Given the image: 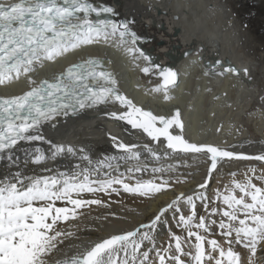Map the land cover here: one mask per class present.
Wrapping results in <instances>:
<instances>
[{
	"label": "bare ground",
	"instance_id": "6f19581e",
	"mask_svg": "<svg viewBox=\"0 0 264 264\" xmlns=\"http://www.w3.org/2000/svg\"><path fill=\"white\" fill-rule=\"evenodd\" d=\"M6 1L0 0V3ZM100 1L108 2L115 8V21H130L132 30L144 37L137 46L146 55L153 57L155 63L178 73V83L169 89L172 99L166 101L162 92L151 91L161 83V78L155 73L140 71V68L147 66L146 61L140 59L134 63L123 48L103 41L83 46L55 62H46L43 68H37L34 73L38 82L51 80L54 74L64 71L73 63L89 58L98 59L101 64L97 70L111 72L120 92L137 106L164 116L172 115L178 108L184 123L183 135L189 142L212 144L248 156L264 154V43L258 42L262 36L258 35L257 21L264 20V0ZM217 61L220 63L217 64ZM230 67L237 69V73L219 74ZM244 69L248 70L247 76ZM29 87L22 76L18 81L0 85V96H18ZM125 110L119 102H109L74 115H60L40 127L43 141H19L12 149L11 161L7 152L0 153V179L11 177L16 172L25 177L53 176L61 172L72 175L74 172L82 173L87 168L93 180L105 179V173H108L133 184L137 180L160 183L163 179L169 182L168 188L151 196H140L121 189L119 194L115 192L106 196L103 205H90L78 210L80 215L77 219L59 224L60 229L71 231L74 235L61 238L63 243L58 244L57 250L52 253L50 264L82 255L95 243L111 235L149 224L160 209L167 208L181 194L185 198L193 197L197 211L194 223H198L200 216L220 221V214L208 217L205 209V203L210 210L216 200L218 208L226 207L222 199H217L218 190L212 187V183L220 178L225 189L219 192L226 195L233 179L243 182L246 174L251 173L250 168L260 167V173H264V161L223 158L209 176L211 161L207 155L174 153L166 149V141L162 137L159 141H152L142 130L133 129L126 122L116 121L107 115ZM222 111L227 113L226 119L222 118L224 120L219 118ZM197 114H205L206 119L200 117L197 120ZM178 132V129L174 130V134ZM111 136L126 144L138 145L135 151L140 154L139 160L127 159V154L114 146ZM53 144L65 148L55 158L52 157L55 151ZM144 145L156 151L160 159L152 157ZM69 146L73 153L67 152ZM36 148H40L47 157L41 164L32 162ZM84 155L89 157L91 163L82 159ZM109 164L111 167L107 166ZM169 165L172 166L171 170L153 172L154 168L168 169ZM137 167L142 170L135 171ZM206 178L207 186L199 188ZM261 182L264 187V181ZM199 194H203L207 200L197 198ZM82 196L85 200L89 197L101 199L96 193H84ZM190 208L182 198L161 215L151 231L154 244L149 241L142 244L143 250L152 249L150 261L158 264L155 250L159 246L168 247L171 240L168 233L187 237V231L177 225V220L179 214H190ZM143 231L148 229H141ZM207 234L210 239H223L218 223L211 225ZM194 240L192 237L191 242L194 243ZM185 242L190 246L187 240ZM233 249L240 254L242 264H250L249 249L235 243ZM123 255L120 253V257ZM183 259L190 264L189 257ZM252 261L254 264H264V242L258 245Z\"/></svg>",
	"mask_w": 264,
	"mask_h": 264
},
{
	"label": "snow or ice",
	"instance_id": "6c2138e0",
	"mask_svg": "<svg viewBox=\"0 0 264 264\" xmlns=\"http://www.w3.org/2000/svg\"><path fill=\"white\" fill-rule=\"evenodd\" d=\"M102 12L115 15L113 8H97L89 0H18L0 3V85L18 81L23 76L30 86L18 96H0V153L7 152L11 161L12 149L19 141H43L40 127L61 114L67 116L84 108L119 102L126 110L107 113L110 118L142 130L152 141H159L162 137L166 141V149L174 153L207 155L211 161L209 176L223 158L264 161V154L248 156L212 144L189 142L183 135L184 123L178 108L172 115L164 116L137 106L120 92L111 72L97 70L101 64L98 59L89 58L73 63L64 71L54 74L51 80L38 82L34 73L37 68H43L46 62H55L83 46L103 41L123 48L134 63L140 59L146 61L147 66L140 68V71L155 73L161 78V83L151 91L162 92L166 101L172 99L169 89L178 83V73L155 63L153 57L137 46L141 37L132 30L130 21L91 19L93 14L99 17ZM225 72L236 74L237 69L230 67L219 74ZM244 74L248 75L247 69H244ZM176 129L179 132L174 134ZM111 139L116 148L127 154V159L139 160L140 154L135 151L138 145L118 141L116 136H111ZM52 147L55 149L53 158L65 151L63 145L53 144ZM143 147L152 157L160 159L151 147ZM73 151L71 146L67 148L68 153ZM46 159L41 149L36 148L32 162L41 164ZM82 159L91 163L87 155ZM107 166L111 167L110 164ZM171 168V165L168 169L154 168L153 172ZM141 170L139 167L135 169ZM249 172L255 173V169L250 168ZM91 175L89 169L85 168L82 173L74 172L72 175L61 172L53 176L25 177L16 172L11 177L0 179V264H50L52 253L57 250L58 244L63 243L61 238L74 235L71 231L60 229L59 224L77 219L80 215L78 210L84 207L103 205L100 199L80 198L84 193L108 194L111 191L119 194L114 185H120L125 192L151 196L170 186L163 179L160 183L137 180L132 185L125 183L120 176H110L108 173H105V179L93 180ZM256 179L264 181V175ZM207 184L206 178L198 187L202 189ZM232 185L226 195L217 191V199H222L226 207H212L209 210V205L205 203L208 217L215 214L222 216L218 227L224 244L201 234L200 230L208 233L210 226L217 225V221L200 216L198 223H194L197 214L193 197L185 198L181 194L167 208H172L182 198L191 206L190 214L181 215L178 221V226L187 231V237L170 233L174 252L171 242L168 247L156 249L158 264H186L182 257H189L190 264H242L240 254L233 249L234 243L249 249V261L254 264L252 257L256 255L258 245L264 242V187L253 183V177L247 174L243 182L234 179ZM197 198L207 200L203 194ZM57 202L71 207H58ZM167 208L160 209V213L147 225L111 235L95 243L82 255L57 260L54 264H156L149 259L152 249L143 250L142 244L143 241L154 244L151 231ZM141 229L148 231L141 232ZM192 237L195 238L194 243L191 242ZM185 240L194 251H185ZM120 253L124 254L123 257H120Z\"/></svg>",
	"mask_w": 264,
	"mask_h": 264
},
{
	"label": "rangeland",
	"instance_id": "374dc122",
	"mask_svg": "<svg viewBox=\"0 0 264 264\" xmlns=\"http://www.w3.org/2000/svg\"><path fill=\"white\" fill-rule=\"evenodd\" d=\"M257 21H259L258 22V35H261L262 36V40H258V42L259 43H264V42H261V41H264V20H257ZM260 28V29H259ZM224 111H222L221 113H219V118H221V120H224V119H222V118H225V117H227L226 116V114L227 113H223ZM222 114V115H221ZM198 115V119L197 120H199L200 119V117H202V118H205V114H201V116L199 115V114H197ZM213 117V116H212ZM229 117V116H228ZM202 118H201V120H202ZM206 119V118H205ZM226 119V118H225ZM194 130V129H193ZM195 131V130H194ZM24 142H27V141H23L22 143H24ZM255 169V173H250V174H247V176H251V177H253V183H255L257 186H259V187H262L261 185H262V182H261V180H259V179H256V177H259V176H262V175H264V173H260L261 171H262V168H254ZM257 169H259L258 171H257ZM234 180V179H233ZM235 180H237L238 181V179H235ZM243 180H245V179H243ZM125 183H129V182H126L125 181ZM129 184H132V185H134L133 183H129ZM229 184V183H228ZM114 187H116L118 190H121V189H123L120 185H114ZM212 187L214 188V189H216V190H218V191H222L223 189H225V186L223 185V183H222V180L219 178V179H217V182H214V183H212ZM229 187H230V189L233 187V185H232V182H231V184H229ZM112 193H115V192H109L108 194H105V193H103V192H99V193H96V195H98V196H100V200H102L103 202H105L106 200H107V197L106 196H108V195H111ZM237 195H239V192H237L236 193ZM102 196V197H101ZM80 198H82V199H84V197L83 196H81ZM90 198L91 199H98V198H96V197H89L88 199H86V200H90ZM110 199V198H109ZM216 202H218L217 200L214 202L215 203V205H214V203H213V206L214 207H216V208H218V204L216 203ZM57 206L58 207H63V206H68V207H71L70 205H66V204H64V203H62V202H57ZM197 212V211H196ZM181 215H184V216H187V214H185V213H182V214H179L178 216L180 217ZM189 215V214H188ZM217 221V223L219 222L218 220H216ZM177 225H178V220H177ZM193 229H195V228H193ZM200 232H201V234L202 235H208L207 233H204L203 232V230H200ZM171 233H174V232H171ZM169 234V236H170V233H168ZM176 234V233H175ZM176 235H178V234H176ZM208 239H210V237L208 236L207 237ZM213 239V238H212ZM170 242L173 244V249H172V251L174 252V241H171L170 240ZM222 244H224V238L220 241ZM183 244H184V248H185V251H194V249H192L188 244H187V242H185V241H183ZM225 246V248L227 247V245L225 244L224 245ZM164 247H161V246H159L158 247V249H163ZM183 258V257H182Z\"/></svg>",
	"mask_w": 264,
	"mask_h": 264
}]
</instances>
